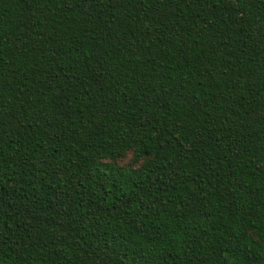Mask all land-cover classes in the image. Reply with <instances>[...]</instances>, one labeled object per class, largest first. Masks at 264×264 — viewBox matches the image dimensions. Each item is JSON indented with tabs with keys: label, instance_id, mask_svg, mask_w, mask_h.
<instances>
[{
	"label": "trees",
	"instance_id": "16d2710c",
	"mask_svg": "<svg viewBox=\"0 0 264 264\" xmlns=\"http://www.w3.org/2000/svg\"><path fill=\"white\" fill-rule=\"evenodd\" d=\"M0 264H264V0H0Z\"/></svg>",
	"mask_w": 264,
	"mask_h": 264
},
{
	"label": "rangeland",
	"instance_id": "374dc122",
	"mask_svg": "<svg viewBox=\"0 0 264 264\" xmlns=\"http://www.w3.org/2000/svg\"><path fill=\"white\" fill-rule=\"evenodd\" d=\"M122 163H123V164H127V163H128V161H127V160H124Z\"/></svg>",
	"mask_w": 264,
	"mask_h": 264
}]
</instances>
